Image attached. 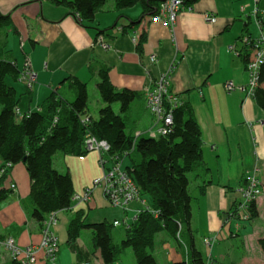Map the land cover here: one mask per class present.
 <instances>
[{"label": "crops", "instance_id": "1", "mask_svg": "<svg viewBox=\"0 0 264 264\" xmlns=\"http://www.w3.org/2000/svg\"><path fill=\"white\" fill-rule=\"evenodd\" d=\"M190 5L192 10L180 12L171 31L150 22L149 14L142 18L139 4L131 8L137 6L140 11L131 14L127 11L129 7L116 9L113 0L107 12L99 11L93 22L80 23L67 7L49 0H0V12L9 14L15 27V32L11 28L0 31V48L8 51L21 71L27 61L36 74L31 88L21 80H9L7 84L13 86L19 96L17 109L26 113L38 110L53 90L72 99V91L65 81L67 77L85 82L87 90L89 82L93 81L96 89L98 67L108 66L115 87L142 93L130 108L133 119L138 122L133 130L136 133L153 124L151 114H148L149 121H145L143 115L150 113L143 89L172 66L169 92L177 97L178 105L192 108L201 128L202 154L208 168L205 173L198 171L188 176L189 192L195 198L190 224L194 245L203 257L206 255L207 264H221V246L214 244L218 249L213 253L211 244L208 251L203 239L212 236L216 242L229 238L230 233L241 240L243 248L239 261H232L234 264H264V253L258 243L264 238V192L255 201L257 217L247 221L254 227L253 231H244L241 220L225 221L238 200L237 190L245 185L248 174L258 170V178L264 184V111L252 96L238 89L227 92L223 85L225 81L237 86L247 83L245 61L238 55L243 46L237 39L241 34L252 37L264 34V0H191ZM206 15L213 20L208 21ZM98 30L103 32L101 35L108 42V48L95 43ZM142 33H146V41L139 54L136 44ZM150 55L155 56V62H150ZM99 104L104 105L102 101ZM68 156L55 154L53 167L59 172L68 170L74 187ZM78 160L80 166L94 168V156L78 157ZM6 177L10 178L9 185L15 183L16 187L7 191L6 199L0 201L6 209L4 217L0 214V236H10L20 246L36 245L41 229L27 213L28 173L23 164H17L9 169ZM90 183L91 179L82 181L77 191L82 193L91 188ZM201 186H204L202 192ZM74 190L79 193L76 186ZM140 205L133 202L130 212L135 214ZM65 211L71 212L67 224L73 210ZM117 213L103 211L100 218L119 220ZM154 256L160 263L182 259L164 232L156 237ZM75 259L77 262L76 256ZM92 263H100V260L94 259ZM0 264H14L1 248Z\"/></svg>", "mask_w": 264, "mask_h": 264}, {"label": "trees", "instance_id": "2", "mask_svg": "<svg viewBox=\"0 0 264 264\" xmlns=\"http://www.w3.org/2000/svg\"><path fill=\"white\" fill-rule=\"evenodd\" d=\"M49 1L67 7L75 19L78 15L80 23H89L93 22L107 0ZM159 1L114 0V5L116 9H124L139 4L143 18L155 13ZM8 28L15 32L10 15L0 12V31ZM102 33L98 30L97 36ZM243 35L247 34H241L237 39L239 42ZM145 41L146 33H142L136 44L139 54ZM238 55L244 58L246 69L248 54L244 47ZM22 71L8 51H4V47L0 48V166L6 163H10L11 167L17 163L24 165L30 180L27 213L40 229L48 214L73 210L66 224V245L77 257V262L93 264V260L98 258L101 264H118L122 252L130 247L134 264H207L194 245L190 226L195 198L189 192L188 176L198 171H208L201 148V128L192 108L177 103L171 112L172 124L167 134L150 137L143 131L135 136L133 130L137 120L133 119L130 108L131 103L142 93L115 87L110 80L108 66L100 65L96 89L104 105L98 109L96 118L88 110L87 85L77 77L65 79L72 91V99L53 90L38 110L16 112L19 96L6 79L16 82L20 80ZM257 74L258 84L253 99L264 111V64L259 66ZM115 103L119 104L118 112L113 109ZM127 125L132 128L128 133L125 131ZM87 134L105 141L109 146L107 151L98 152V163L100 155L107 163L103 168L119 162L120 168L127 172L138 187L141 199L145 202L142 196L150 197V204L146 205L149 209L141 207L131 218L126 216L128 213H124L126 223L119 219L121 223L114 225L115 219L87 222V211L75 208L73 197L78 194L75 193L71 174L68 170L57 171L53 167V158L57 153L83 157L88 152L84 148ZM5 177L3 175L0 178V201L6 199L7 191H12L10 187L3 188ZM203 190L204 186H201L200 192ZM234 212L235 203L231 213ZM248 212L246 221L257 217L255 201L249 203ZM120 226H123L124 234L120 242L116 243L113 241L112 229ZM84 229L92 232L90 251L84 250L78 243ZM162 232L168 235L182 255L181 261L159 263L156 260V237ZM258 243L264 253V238H260Z\"/></svg>", "mask_w": 264, "mask_h": 264}, {"label": "built area", "instance_id": "3", "mask_svg": "<svg viewBox=\"0 0 264 264\" xmlns=\"http://www.w3.org/2000/svg\"><path fill=\"white\" fill-rule=\"evenodd\" d=\"M190 1L191 0H160L155 13L150 16L149 20L152 23H157L172 31L179 13L192 10ZM76 17L77 21H79L78 15ZM205 18L208 21L213 20L210 15H206ZM259 24H261V20H259ZM240 42L248 54V61L246 63V71L248 73L247 83L243 86H237L231 81H226L223 85L226 91L238 89L245 92L247 96L250 95L253 97L258 84V68L260 65L264 64V34L261 32L257 37L243 35ZM95 43L102 48L109 47L108 42L102 35L97 36ZM229 47V49H232L231 46ZM149 60L150 62H155L156 58L154 55H150ZM172 69L173 67L170 66L151 82V86L143 89L146 108L153 116V124L144 132L150 137L167 134L172 124L171 112L178 103L177 97L169 92V79ZM35 78L36 74L31 70L29 63L26 61L20 75V80L25 82L28 88H31ZM16 112H19V110L16 109ZM85 120L87 121V118ZM263 122L264 119L262 123ZM142 133L143 132L138 131L135 133V136ZM84 148L87 150L94 149L99 153H103L108 150L109 146L105 141L98 140L94 136L87 134L84 139ZM99 163L102 167V177L94 179L92 187L86 189L82 195H75L73 197L75 203L89 200L94 187L104 184V195L114 208L123 213H127L133 202H139L142 207L149 209V207L145 205L144 200L141 199L138 187L127 172L120 168L119 162L111 164L110 167L103 168L107 163L106 159L100 155ZM10 168V163L1 165L0 178L6 175ZM257 171L258 170H255L248 174L245 185L237 190L238 200L235 204V212L229 213L225 221H229L231 218L248 220L249 203L264 192V186L258 178ZM9 186L12 190H15V183H10ZM57 220V211L47 215L43 221L40 241L36 245L30 244L21 247L12 237L7 236L0 238V246L7 252L10 260L13 261L14 264H37L38 261H41L43 264H57L56 259L59 251V243L58 237L53 230V225ZM126 221V218L122 220L123 223H126ZM120 223L119 220L113 221L114 225H119ZM203 242L209 245L210 239L204 238ZM39 254H41L40 258H38ZM77 264L89 263L79 262Z\"/></svg>", "mask_w": 264, "mask_h": 264}, {"label": "rangeland", "instance_id": "4", "mask_svg": "<svg viewBox=\"0 0 264 264\" xmlns=\"http://www.w3.org/2000/svg\"><path fill=\"white\" fill-rule=\"evenodd\" d=\"M111 2H113V0H107L105 3V6L103 7L104 11L102 10L101 12H107L106 9L109 8V6L111 5ZM128 10H130V11H128ZM127 11L131 14L132 13H138L140 11V8L137 6L134 7V9L129 7L127 9ZM9 80L10 79L7 78L6 82L8 83ZM71 98H73V96ZM22 99H24V96L22 97ZM99 102H101L100 97L98 95L97 90L95 89L94 82L91 81L88 84V110H89L90 114L93 116V118L97 117L98 109L101 106L99 104ZM113 109L115 112H118L119 104L118 103L113 104ZM148 114H150V113H144L143 114L145 119H146L145 121L150 120V115H148ZM137 123L135 124L134 128L138 127ZM125 131L128 133L129 131H132V128L130 129V126L127 125ZM84 156H85V158H88L89 156H94V161H93L94 162V165H93L94 168H88L87 169L85 167H82V166H80L81 164H80L77 156H72V155L68 156L69 161L71 162L72 172H73V175L75 178L74 187L76 186V191H77V188L79 187V185L82 181H86L88 179H91L90 184L92 185V182L95 178L102 177V169L98 163V158H99L98 151L94 150V149L88 150V152ZM58 158L59 157H57V159ZM54 162H55V160H54ZM17 164L21 165L22 163H17ZM17 164H15V165H17ZM93 174H95L94 177L92 176ZM9 179H10L9 177H6L2 182V186L8 187L9 186ZM77 192H79V193H76V194L82 195L84 191L82 193H80V191H77ZM91 198L92 199L89 200V202H88L89 204H87L86 201H81V202L74 204V206L76 208H83L87 211V215H86V221L87 222L93 223V222L102 221L103 218H100V217H101V214L103 211H104V213H107L111 210L117 211L118 212L117 215H120V218H119L120 220H122L125 217L124 213L122 211H119L118 209L114 208L113 206H111L110 202L105 197V195H104V184L97 185L96 187H94L93 194H92ZM142 198L145 199V202H146L145 205L150 204V197L149 196L144 195V196H142ZM3 207H4V204L0 203V214L1 215L3 214L2 216L4 217V210H6V209H4ZM140 207H142V206L140 205ZM113 213H115V212H113ZM70 214H71L70 211H65V210L57 211L58 220L53 225V230L57 234L58 240L60 243V246H59L60 251L57 255V264L58 263H60V264H76V259H75L74 254L70 251V249L65 244V240H66L65 224H66L68 215L70 216ZM128 214L126 215L128 218H131L133 216V212H129ZM241 222L242 223L244 222V231L245 230L253 231L254 227L251 228L250 223H248L246 220H241ZM123 234H124L123 226L113 227L112 237H113L114 242H116V243L120 242V239L122 238ZM230 235L231 234L229 233V238H227L228 240L221 238L220 241H216V242L215 241L213 242L212 236L211 237L209 236V239L211 241L210 242L211 249H212L214 244L221 246L219 249L222 252L221 264H231V263H233L232 261H234V262L239 261L241 253H243L241 240L238 238H235L234 235L233 236H230ZM91 237H92V232L90 229L82 230L80 233V237L78 239L79 245L86 248V249H91ZM209 248H210V246L207 245L206 249L208 251H209ZM216 249H218L216 246L213 247V253L216 252ZM40 257H41V254L38 255V258H40ZM205 257H206V255H204V258ZM134 261L135 260H134L133 251L129 247V248H126L122 252V254L120 255L118 264H134ZM223 261H225V262H223ZM218 263H220V262H218ZM37 264H43V263L41 261H38Z\"/></svg>", "mask_w": 264, "mask_h": 264}, {"label": "bare ground", "instance_id": "5", "mask_svg": "<svg viewBox=\"0 0 264 264\" xmlns=\"http://www.w3.org/2000/svg\"><path fill=\"white\" fill-rule=\"evenodd\" d=\"M257 198H258V197H257ZM257 198H255L253 201H256ZM129 212H130V210H129L127 213H129ZM136 212H137V211H135L134 213H136ZM19 246H20V245H19ZM21 247H24V246H21ZM77 263H79V262H76V264H77ZM97 264H101V262H100V263H97Z\"/></svg>", "mask_w": 264, "mask_h": 264}]
</instances>
